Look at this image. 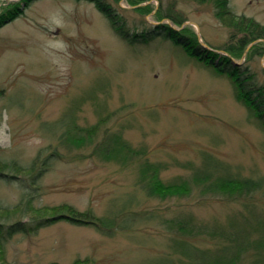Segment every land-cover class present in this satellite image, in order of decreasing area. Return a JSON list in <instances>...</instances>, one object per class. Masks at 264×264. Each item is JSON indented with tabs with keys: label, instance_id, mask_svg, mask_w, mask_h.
<instances>
[{
	"label": "rangeland",
	"instance_id": "obj_1",
	"mask_svg": "<svg viewBox=\"0 0 264 264\" xmlns=\"http://www.w3.org/2000/svg\"><path fill=\"white\" fill-rule=\"evenodd\" d=\"M103 1L127 28L150 29L162 21L200 37L264 85V42L255 44L261 50L244 54L247 46L238 49L243 34L227 24L232 12L264 25V0H228L227 10L216 0ZM20 2L0 0V157L27 165L40 149L47 154L57 147L60 155L44 164L47 171L31 187L0 179V204L9 208L0 210V222L36 223L43 210H19L28 201L40 209L55 206L61 214L67 213L62 207L73 206L109 217L132 200L126 213L143 218L112 234L66 216L8 234L0 240V264H190L173 236L210 250L220 246L218 240L205 233L179 235L170 218L187 215L209 229L243 223L250 211L264 218L261 194L229 196L195 180L208 157L222 165H210L213 180L264 175V127L240 99L235 80L220 71L222 59L210 66L161 38L131 43L91 0H33L13 15L11 7ZM140 6L147 10L137 11ZM63 118L81 127L106 121L97 140L106 130L126 141L133 157L106 158L88 144L63 146ZM145 160L158 169V186L187 183L188 190L147 195L138 183ZM155 211V218L144 217Z\"/></svg>",
	"mask_w": 264,
	"mask_h": 264
},
{
	"label": "trees",
	"instance_id": "obj_2",
	"mask_svg": "<svg viewBox=\"0 0 264 264\" xmlns=\"http://www.w3.org/2000/svg\"><path fill=\"white\" fill-rule=\"evenodd\" d=\"M32 1L33 0H22L24 5H22L21 2L14 4L11 7L13 15L20 13V11L23 10V6H26ZM91 1L95 2L98 8L108 17L118 34L124 39L129 40L131 43L149 42L161 38L170 40L174 44L182 46L190 55H193L201 61H205V63L210 66L214 67L220 64V60L222 59L221 65L219 66L220 71L229 74L235 80L236 91L239 94L240 99L247 105L251 114H253L264 127V85L257 81V77L254 74L249 73L245 65L235 64L229 57L225 55L220 56L219 53L205 48L199 43L197 37H190L185 30H177L168 23L161 22L150 24V29L143 28L142 30H139L138 27H133V29L127 28L124 21H120L118 13L114 12L113 9L105 4L103 0ZM216 1V3L219 1L218 5H223L226 10L228 9L226 5L228 0ZM136 10L139 12L147 10V6L137 7ZM227 13L229 16V21L227 23L228 26L234 24L233 26H237L238 31L243 34L239 39V51H242L251 41L258 38H264L263 24L252 18H247L245 16L236 17L232 12ZM257 49L261 50L262 45H255L253 51ZM217 57H219V59H217ZM217 60L219 61L217 62ZM104 123H106V121L103 122V120H99L90 127H81L74 120L63 118L60 123L63 127L59 137L60 144L70 149L72 147L77 148L87 144L88 146L93 145L94 148L99 153H103L106 158L115 156L119 159L121 154L124 158H126V156L133 157L134 154L131 146L120 138L112 137V134L106 130L102 139L97 140V131L104 125ZM55 126H59V124H56ZM43 150L44 149H40L35 158H33L27 165L16 158L0 157V179H19L21 180L23 187H31L33 184H37L38 179L47 171L48 167L44 166V164L50 165V163L54 162L57 156L60 155L57 147L54 148L53 151H49L47 154L43 153ZM208 158L203 167L196 169V171L198 170V175H196L195 180L198 185L203 183V186L206 189H212V191L222 192L223 189H225L227 190L225 194L229 196H232L233 194V196H245L249 199L259 193L264 197V175L253 177L244 176L240 173H231L226 177L228 180H226L225 177L213 180L211 177L213 171L210 165L215 164L214 166H217L218 168H221L222 165L215 162L214 159H210L209 161ZM141 167L144 168L140 170L141 179L138 183L149 196L160 195L165 197L167 195H164L163 192L178 193L183 189H185V191L188 190L187 183H173L166 187H163V185L158 186V169L154 168L153 165L146 160L141 163ZM199 170L205 174L201 175ZM24 175H30L28 176L29 180H25ZM206 175L209 176V178H207ZM210 178L212 179L208 180ZM189 187L191 188L190 183ZM129 202H132V200L128 201L126 204L120 205L117 209H114L113 215L109 217H98L90 209L80 212L73 206H65L60 210L66 211L67 213L61 214L55 206L40 209L33 206L31 207L30 202L28 201L22 205L23 208H19V210L27 211L26 207H28V209L31 208L32 211L43 210V215L40 216V214L38 218H35L36 223L31 222L30 224H28L27 221L20 219L12 223L10 222L4 227V224L0 222V240L3 242L2 238L8 239L9 235L18 231H29L30 229L37 230L41 226L49 225L56 220L65 218L64 216L73 221L97 224L98 228H101L109 234H112L117 230H131L143 217L136 213H126L128 211L127 209L130 208ZM19 206L20 205L16 207ZM7 209H9L7 206L0 204V210ZM46 210L52 211L53 214H46ZM124 213L126 214L121 215ZM155 215L156 211L146 212L144 217L147 220H151L155 218ZM78 216L85 218H79ZM120 216L122 217L118 219ZM169 220L171 221V223H168L170 228L175 227L177 229L176 232L179 235L180 233H191L192 236H194L199 233H205L218 240L217 244L220 246L214 250H210L201 248L186 239L180 238V236H173L175 243L178 246H181L185 256L189 259L190 264H264V218L258 213L250 211L249 215H243V223L241 221L240 223H234L230 228L216 225L209 229L206 224H198L192 217L187 215L178 218H170ZM260 229H262L261 232L258 231ZM256 231L260 234L256 235ZM3 234L6 237H4ZM189 242L193 245H188ZM161 262L169 264L168 262L171 261L163 260ZM161 262H159V264H163Z\"/></svg>",
	"mask_w": 264,
	"mask_h": 264
},
{
	"label": "water",
	"instance_id": "obj_3",
	"mask_svg": "<svg viewBox=\"0 0 264 264\" xmlns=\"http://www.w3.org/2000/svg\"><path fill=\"white\" fill-rule=\"evenodd\" d=\"M8 1H17V0H8ZM264 41V39H262ZM256 41H253L252 43L249 44V47H251ZM200 43L206 47L209 48V46L207 44H205L203 41L200 40ZM249 47H247L246 51L249 49Z\"/></svg>",
	"mask_w": 264,
	"mask_h": 264
}]
</instances>
